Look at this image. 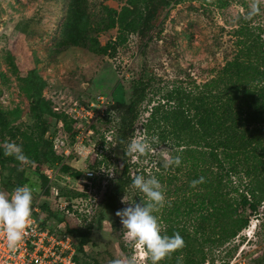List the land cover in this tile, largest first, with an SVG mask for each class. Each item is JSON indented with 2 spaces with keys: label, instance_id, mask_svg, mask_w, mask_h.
I'll use <instances>...</instances> for the list:
<instances>
[{
  "label": "rangeland",
  "instance_id": "obj_1",
  "mask_svg": "<svg viewBox=\"0 0 264 264\" xmlns=\"http://www.w3.org/2000/svg\"><path fill=\"white\" fill-rule=\"evenodd\" d=\"M124 3L89 0L87 11L98 20L102 6L119 11ZM67 7L68 0H0V111L5 113L7 126L0 135V190L11 192L28 184L34 190L33 206L42 209L50 224H57L55 214H49L55 211L57 218L77 229L85 230L90 224L85 255H78L84 264H111L122 257L135 264H151L126 236L115 215L128 206L122 201L143 202L146 198L131 187L115 208H106L104 201L111 181L120 174L124 158H129L132 179L137 174L156 176L165 193L164 206L155 213L162 230L163 218L173 203L191 199L194 185L188 175V162L182 161V148L174 147L169 129L162 123L149 122L151 110L158 105L161 111L170 110L173 104L166 98L174 89L196 92L239 53L243 41L250 42L260 35L259 44L264 48V0H175L159 12L149 32L145 30L146 14L141 12L133 19L136 31L128 35L114 57L94 55L78 47L56 49ZM117 35V29H113L97 36L104 46L115 41ZM141 88L145 100L138 106L133 126L126 130L128 138L123 148H118L115 139L121 126V108L117 104H128ZM42 100L62 119L45 116V125L38 126L30 105ZM74 108L78 113L76 125L67 115L74 114ZM45 126L48 131L43 134ZM10 130L15 136L8 133ZM23 134L39 140V150L53 152L60 158V165L80 168L82 175L73 189L54 184L63 197L69 198L68 202L76 200L78 216L58 211L57 200L53 191L46 189L38 163L30 160L29 164H21L4 154L7 144L13 142L25 153ZM137 136L153 141V151L138 158L128 154V145ZM79 137L81 144L77 146ZM177 156L180 165L166 167L167 160ZM97 163L100 165L95 168ZM87 171H93V177H87ZM246 182L242 175L232 176L227 188L229 192L243 190ZM182 224L190 227L192 215L186 216ZM205 254L204 264H263L264 202L235 239L222 247H206Z\"/></svg>",
  "mask_w": 264,
  "mask_h": 264
},
{
  "label": "trees",
  "instance_id": "obj_2",
  "mask_svg": "<svg viewBox=\"0 0 264 264\" xmlns=\"http://www.w3.org/2000/svg\"><path fill=\"white\" fill-rule=\"evenodd\" d=\"M88 1L68 0L65 22L56 43L57 50L78 47L94 55L114 57L128 35L136 31L135 17L141 12L146 14L145 30L149 32L159 12L175 0H125L119 11L102 6L98 20H93L88 13ZM113 29H117L118 33L115 41L101 46L97 35ZM260 39L258 35L250 42L243 41L239 53L196 92L174 89L166 98L173 104L170 110L161 111L160 105L151 110L149 122L162 123L169 129L174 147L182 148V161L188 162L191 183L203 178L202 182L194 185L192 200L184 198L174 202L163 218L165 227L162 234L171 236L178 232L185 246L168 255L160 264H204L205 248L222 247L235 239L248 227L249 217L256 215L264 202V48L259 44ZM145 97L144 88H141L134 100L128 104H117L121 108V126L115 139L118 148H123L128 138L126 130L133 126L138 106ZM30 107L31 116L39 123L38 126L45 125V116L62 119L52 113L44 100L31 102ZM4 114L0 111V135L7 128ZM47 131L45 126L42 133ZM8 133L15 136L11 130ZM160 135L165 138L164 133ZM22 138L25 154L32 163H38L39 171L45 165H60V158L53 152L39 150V140L26 134ZM99 165L97 163L94 167ZM62 171L75 178L82 175L68 165H63ZM238 175L247 181L243 190L237 188L229 192L230 178ZM41 178L47 185L45 177ZM132 180L129 158H124L122 170L111 181V189L106 194V208L116 207L131 188ZM190 186L189 183L187 187ZM229 193L237 196L231 197ZM42 208L47 209L46 206ZM49 214H55L57 224H63L65 232L73 238L76 248L74 261L84 264L78 255H85L84 247L90 242L91 225L80 230L57 218L56 211ZM191 215L190 227L182 224L183 219Z\"/></svg>",
  "mask_w": 264,
  "mask_h": 264
},
{
  "label": "clouds",
  "instance_id": "obj_3",
  "mask_svg": "<svg viewBox=\"0 0 264 264\" xmlns=\"http://www.w3.org/2000/svg\"><path fill=\"white\" fill-rule=\"evenodd\" d=\"M253 11H257L254 7ZM152 142L146 136H137L128 145V154L138 157L146 156L153 151ZM4 154L13 156L21 164L31 163L25 155L21 145L8 143ZM180 157L169 158L166 167L179 166ZM201 181H193V185ZM131 187L143 193L146 200L137 202H124L128 206L118 210L115 215L119 217L122 227L126 230V236L134 242L151 264H159L171 253L185 246L183 237L177 232L169 236L162 234L161 224L156 212L164 206L165 193L163 185L156 176L146 177L137 174L132 180ZM34 190L28 185H21L11 192L0 191V231L3 233L6 246L10 252H15L29 235L32 224ZM111 264H135L128 258L122 257L111 261Z\"/></svg>",
  "mask_w": 264,
  "mask_h": 264
},
{
  "label": "built area",
  "instance_id": "obj_4",
  "mask_svg": "<svg viewBox=\"0 0 264 264\" xmlns=\"http://www.w3.org/2000/svg\"><path fill=\"white\" fill-rule=\"evenodd\" d=\"M91 107L93 109L97 108L94 104H91ZM55 110L57 111L58 109ZM73 113H67V115L71 122H74V125H76V121H78L76 108L73 109ZM81 139L80 137L77 138V146L81 144ZM63 153L66 156L69 154L67 150H64ZM65 165L80 172V168L77 166L72 164ZM62 166L63 164H55L53 166L45 165L41 167L40 174L47 180L46 189L53 191L54 199L57 200L58 211L64 213L63 215L78 216L76 213L78 206H75V203H77L76 200L70 199V202H68L67 199L69 198L62 197L54 185L57 183L61 187L73 189L79 182L78 178L64 173ZM85 175L91 178L94 173L93 171H87ZM43 214L40 207H32V224L29 235L15 252L8 250L3 233L0 231V264H77L74 261L76 248L73 238L65 232L63 224H50L49 222H45L44 226L43 223L46 216Z\"/></svg>",
  "mask_w": 264,
  "mask_h": 264
},
{
  "label": "water",
  "instance_id": "obj_5",
  "mask_svg": "<svg viewBox=\"0 0 264 264\" xmlns=\"http://www.w3.org/2000/svg\"><path fill=\"white\" fill-rule=\"evenodd\" d=\"M1 25H2V24H1V21H0V29H1Z\"/></svg>",
  "mask_w": 264,
  "mask_h": 264
}]
</instances>
